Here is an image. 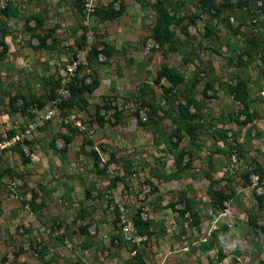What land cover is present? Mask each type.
<instances>
[{
    "label": "rangeland",
    "instance_id": "374dc122",
    "mask_svg": "<svg viewBox=\"0 0 264 264\" xmlns=\"http://www.w3.org/2000/svg\"><path fill=\"white\" fill-rule=\"evenodd\" d=\"M157 1L172 19L174 40L164 46L151 39ZM214 1L217 16L200 0H98L86 44L109 56L94 70L88 64L77 71L100 85L85 95L87 107L63 113L84 131L50 120L34 129L30 145L22 135L36 121L37 106L16 111L10 99L47 104L52 83L86 36L83 0H14L10 17L0 9V36L8 46L0 58V142L18 136L29 159L24 163L11 149L16 143L0 150V264H135L137 254L145 264H264V0L260 6L257 0ZM119 8L120 17L101 20L103 10ZM34 14L43 15L44 26L31 32L36 25L26 26V19ZM162 64L183 76L181 93L166 94L169 84L155 82ZM239 81L246 84L250 120L228 93ZM186 96L200 102L205 128L193 142L184 136L174 147L176 125L163 111L177 114ZM147 101L157 114L143 106ZM69 134L73 141L63 154L62 136ZM92 147L109 161L108 174L95 164ZM188 150L189 168L176 180H161L176 172L177 156ZM112 176L119 180L109 189ZM219 191L233 193L225 210L212 204ZM34 193L38 209L28 205ZM136 214L150 236L137 235Z\"/></svg>",
    "mask_w": 264,
    "mask_h": 264
},
{
    "label": "trees",
    "instance_id": "16d2710c",
    "mask_svg": "<svg viewBox=\"0 0 264 264\" xmlns=\"http://www.w3.org/2000/svg\"><path fill=\"white\" fill-rule=\"evenodd\" d=\"M201 4L204 8H206L207 11L211 12L213 11L214 14L217 16L220 13V8L215 4L214 0H200ZM256 1V0H255ZM259 1V0H257ZM248 3L246 2V5ZM263 8V3H262V7ZM156 9H157V15L158 18L153 26L152 29V36L151 39L153 40V42H155L158 46H164L166 43H171L174 40V33L173 31L170 29V25L172 23V19L171 17L168 15V13L166 12L163 4L161 1H157L156 3ZM17 11L16 6L13 4V2H8L7 6L1 10V13L5 16V17H10L12 15H14L13 13ZM122 8L119 9H112V10H103L101 12V20L104 21H109V20H113L116 19L118 17H120L122 15ZM82 13H83V4H82ZM95 13H97V10L95 11ZM30 22H34L35 23V27L34 29H29L31 32H35L37 29L42 28L44 26V17L43 15H31L28 17V19H26V26L28 23ZM82 30H84V26H82ZM34 38L39 39L40 43H39V47H46V44L44 43L45 41L42 39V37H40L38 34L33 35ZM86 45V36L85 34H82L80 37V43H79V50H81L82 48H84ZM0 47H2V51L0 52V58L5 57L7 51H8V46L7 44L3 41V37L0 36ZM76 54V53H75ZM102 54L105 58H107L109 55V52L107 50H97L96 47H91L88 56H87V65L89 64L90 69L94 70L95 68H93L94 66L98 65V55ZM82 68L81 66L78 67V69ZM95 74H96V70H95ZM87 79L85 78H78L77 76V72H76V76L73 79V83H71V85L69 86V97L65 100H63L62 105H61V109L63 110L64 113V107H66L67 109H71L72 107H74L75 105H77L78 107H87L88 102L87 100L84 98L86 94H92L100 85L99 79L97 77H94L91 79L90 82L86 81ZM161 80H165L168 84H169V88L164 90V93H168L173 89H176V92H179V87L181 84L184 83V79L183 76L181 74H178L177 72H175L173 69L169 68L166 64H162L159 68V70H157L156 73V78H155V82L159 83ZM60 80L58 82H54L52 83V88L50 89V97L49 100L54 99L56 97V90L60 85ZM194 84H192L193 86ZM229 87V86H228ZM207 89H211L210 86H208ZM228 93L231 94L233 96V98L240 102L241 104H243V109H241L239 111L240 114L245 115V118L247 120H250L251 118V114H249V105L250 103L247 102V88H246V84L243 81H239L235 84V86H231L228 88ZM204 97L207 96L206 91L203 92ZM19 99V96H17L16 98H11L10 99V103L13 106V108L16 111H20V112H25L27 110V107L29 106H33L34 104H36L37 109H42L46 103L45 100H41L40 98H35V97H31L26 98V97H22V102L21 104L17 105V101ZM185 102L178 104L177 107V114L172 115L170 110L167 111H163V115L164 117H168L173 123H175L176 128L173 132V137H175L176 142L173 144L174 147H177L184 136H188L189 139L191 140V142H193L194 139V135L197 131L202 130L205 128V125L203 122H201V108H200V102L197 101L195 98H193V96H186L184 97ZM143 106L149 107L154 114H157L158 112V108L156 105H153L152 103H149V101L147 102H142ZM105 111L110 110L109 107H105L104 108ZM193 111V112H192ZM99 112V111H98ZM96 122L98 123V125L103 126L104 125V118L103 116H100L99 113L96 114ZM236 122H238L236 120ZM247 122H243V124H245ZM73 123L70 124H64V126L66 128L71 129V132H75L77 133L78 131H80L79 129H77L76 127L72 126ZM215 131V133L220 134L222 137L225 136V131L223 130H217V129H213ZM63 138V147L62 149H60V151L65 154L68 150V146L72 143L73 139L72 136L69 135H64L62 136ZM88 140L89 143H92L91 140ZM22 143H24L25 145H30V141L28 140H24ZM94 152H91L93 155H95V164L96 165H103V168L100 170L101 173H105L108 174L109 172V161L102 163V159L100 158V156L98 155V152L96 151L95 147H92ZM14 151H18L20 154V157L22 159V161L24 163H29V159L28 156H25L24 152L22 151V149L19 147V144L16 143L13 148H11ZM192 151L188 150L186 152H181L179 153V155L176 158V172L173 173H166L163 174L161 177V180L165 181V182H169L172 180H176L179 176V173L185 171L186 169L189 168L190 166V161H192ZM185 156L188 157V162H186L185 164H183L184 158ZM112 160H113V156H111ZM259 172H263V169L261 167H257ZM11 171L9 169L5 170L4 173H10ZM13 174V172H11ZM208 178H210V176H207ZM119 179L117 177L112 176V178L110 179V183L108 185L109 189H112L116 186V182ZM213 183V182H211ZM40 189L44 190V187H40ZM87 193V197L89 198L90 195L88 192ZM232 195L233 193H225L222 191H219L216 195L212 196V204L216 209H220V210H225V203L228 202L229 200L232 199ZM37 198V194L34 193V195H32V198L30 200V202H28V205H32L33 207H35L36 209L40 208L42 204L34 206V201ZM258 200L260 202L263 201V198L261 196L257 197ZM31 206V207H32ZM186 208L188 210H190L192 207L190 204H186ZM184 212H182L183 214ZM81 216V215H80ZM116 220L115 221H119V214H116ZM196 220V218H195ZM132 225L135 228V231L137 233L138 236L140 237H145V236H150L151 232L149 231V224L147 222H145L143 220V218L141 217V215L136 214L133 216L132 218ZM80 234L83 235H87V227L86 226H80L79 230ZM136 249V248H135ZM136 254H137V249L135 250ZM135 254V255H136ZM138 256V254H137ZM137 256H135L136 259V263L135 264H145L144 261L139 258H136ZM75 264H84L81 260L77 261Z\"/></svg>",
    "mask_w": 264,
    "mask_h": 264
},
{
    "label": "built area",
    "instance_id": "2783aa9c",
    "mask_svg": "<svg viewBox=\"0 0 264 264\" xmlns=\"http://www.w3.org/2000/svg\"><path fill=\"white\" fill-rule=\"evenodd\" d=\"M98 0H83V26L86 30V40L89 37L88 31L91 27V20L95 14L97 2ZM8 2H14V0H1L0 1V9H4ZM257 4H260V1H257ZM91 49V46L88 44L85 45L81 50H77L76 54L70 59V63L66 66L65 72L63 76L60 78V85L56 90V97L54 99L48 100L47 104L42 109H35L34 118L35 122L28 125L27 130L22 135V138L25 140L31 139V134L34 129L39 128L40 126L48 123L50 120H57L59 122H63V124H70L71 121L68 118L63 117V110L61 109V105L63 100L69 97V86L73 83V79L76 76V72L79 70L78 67L81 66L85 68L87 66V56ZM98 60L103 61L105 57L102 54H99ZM81 69V68H80ZM40 115V119L38 116ZM39 120V121H38ZM73 127L79 128L80 131H84V127L81 125L79 121L73 122ZM19 141V137H12L10 140L2 141L0 143V150H2L6 146H10ZM24 141V140H22ZM102 163L104 161L102 160Z\"/></svg>",
    "mask_w": 264,
    "mask_h": 264
}]
</instances>
